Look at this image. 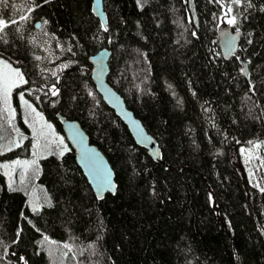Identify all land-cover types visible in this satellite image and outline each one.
<instances>
[{
    "label": "trees",
    "instance_id": "obj_1",
    "mask_svg": "<svg viewBox=\"0 0 264 264\" xmlns=\"http://www.w3.org/2000/svg\"><path fill=\"white\" fill-rule=\"evenodd\" d=\"M103 5L106 25L93 0H0V57L25 76L15 98L23 92L62 133L57 114L79 121L117 183L99 200L71 148L40 158L21 182L0 172V264H264V189L240 156L264 140V0ZM222 23L241 32L230 59ZM103 48L109 83L156 139L161 162L91 81L89 58Z\"/></svg>",
    "mask_w": 264,
    "mask_h": 264
},
{
    "label": "water",
    "instance_id": "obj_2",
    "mask_svg": "<svg viewBox=\"0 0 264 264\" xmlns=\"http://www.w3.org/2000/svg\"><path fill=\"white\" fill-rule=\"evenodd\" d=\"M93 13L104 25L107 24L103 0H93ZM218 35L221 53L225 59H230L241 49V32L233 30L231 25L222 23L218 29ZM243 54L242 51L239 57L241 64L239 74L248 76V62ZM111 55L112 51L110 49L103 48L89 58L92 65L90 79L102 96L104 103L127 126L136 144L146 149L154 161L161 162V151L156 139L147 131L135 113L129 109L124 97L108 81ZM57 116L62 122L64 136L75 152L76 162L83 171L96 197L100 200L107 193L114 194L117 189L116 174L106 156L95 144L91 143L88 134L79 121L66 119L61 114H57Z\"/></svg>",
    "mask_w": 264,
    "mask_h": 264
},
{
    "label": "rangeland",
    "instance_id": "obj_3",
    "mask_svg": "<svg viewBox=\"0 0 264 264\" xmlns=\"http://www.w3.org/2000/svg\"><path fill=\"white\" fill-rule=\"evenodd\" d=\"M5 65L10 68H5ZM11 69L20 72L23 81L11 88L7 103L0 96V172L10 185L27 177L31 168L35 169L39 164L40 158L63 154L71 148L64 133L59 131L56 124L47 122L23 92H19L15 98V88L25 82V76L19 68L0 57V73L11 77ZM19 116L23 126L17 122ZM28 139L31 140L29 143ZM14 150L21 152L17 156H6ZM240 156L250 183L264 189V140L249 147L242 146ZM42 204V200L37 199V208H41Z\"/></svg>",
    "mask_w": 264,
    "mask_h": 264
},
{
    "label": "snow or ice",
    "instance_id": "obj_4",
    "mask_svg": "<svg viewBox=\"0 0 264 264\" xmlns=\"http://www.w3.org/2000/svg\"><path fill=\"white\" fill-rule=\"evenodd\" d=\"M138 2H139V0H138ZM234 2L235 3H239L240 0H234ZM229 11H231V9H229ZM20 19L21 20H26L27 17L26 16H21ZM235 22H236L235 17H233L232 19L228 20L229 24H235ZM12 23H18V21L13 20ZM6 27H8L6 22L3 19H0V32H2L3 29L6 28ZM105 31H107L106 27H105ZM5 68H10V66L9 65H5ZM10 71H11V77H15V79H12L7 74L0 73V96L3 97L5 103H7V98L9 96V94H10L11 88L23 81V77H22V74L20 72L16 71L15 69H11ZM17 163H19V162H17ZM65 247H68V245H65Z\"/></svg>",
    "mask_w": 264,
    "mask_h": 264
}]
</instances>
